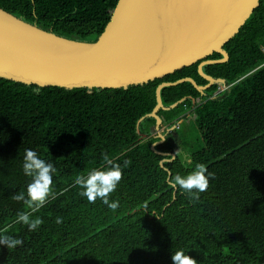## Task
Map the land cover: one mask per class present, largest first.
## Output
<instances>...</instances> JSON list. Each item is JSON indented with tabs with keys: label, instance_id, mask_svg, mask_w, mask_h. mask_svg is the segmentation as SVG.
<instances>
[{
	"label": "trees",
	"instance_id": "1",
	"mask_svg": "<svg viewBox=\"0 0 264 264\" xmlns=\"http://www.w3.org/2000/svg\"><path fill=\"white\" fill-rule=\"evenodd\" d=\"M117 1L0 0V9L58 37L92 43ZM223 50L228 61L202 72L224 80V89L214 84L200 94L189 83L161 89L164 108L183 100L158 112L161 143L155 120L144 118L156 105L155 90L184 78L206 86L199 62L127 89L39 88L0 79V232L24 241L0 247V264H173L179 250L197 264H264V0ZM190 126L194 142L186 136ZM28 148L57 168L53 195L32 214L43 221L35 232L16 222L18 212L30 210L12 199L30 182L22 172ZM103 155L121 165L131 161L110 196L119 202L116 211L100 200L89 203L74 184L77 175L102 167ZM196 163L213 178L193 202L167 180Z\"/></svg>",
	"mask_w": 264,
	"mask_h": 264
},
{
	"label": "water",
	"instance_id": "2",
	"mask_svg": "<svg viewBox=\"0 0 264 264\" xmlns=\"http://www.w3.org/2000/svg\"><path fill=\"white\" fill-rule=\"evenodd\" d=\"M260 0H118L103 32L92 43L58 37L24 23L0 9V79L39 88L127 89L140 86L199 62V87L190 78L162 83L156 105L144 118L155 120L161 141L160 91L182 83L202 94L222 79L202 72L206 65L223 64V46L258 7ZM221 59L207 61L212 54ZM143 119L137 122V127ZM154 146H152L153 150Z\"/></svg>",
	"mask_w": 264,
	"mask_h": 264
},
{
	"label": "clouds",
	"instance_id": "3",
	"mask_svg": "<svg viewBox=\"0 0 264 264\" xmlns=\"http://www.w3.org/2000/svg\"><path fill=\"white\" fill-rule=\"evenodd\" d=\"M163 140L165 138L161 137V141ZM177 155H180V153L175 152L174 155L167 156H170L171 160H175ZM183 159L190 161L191 157L184 153ZM103 161L104 165L102 167L92 169L87 175H77L74 184L82 189L78 194L86 198L89 203L100 200L108 209L116 211L119 202L110 200V196L117 189L122 180L123 170L130 165L131 161L125 159L121 165L107 155H103ZM22 172L25 177L30 179V182L26 186V191L15 193L12 199L22 202L30 211L18 212L16 222L27 226L29 232H35L43 221L39 216L32 218V214L39 212L53 195V177L57 172V168L52 162L42 159L37 151L28 148L24 150ZM211 178H213V173L208 171L204 164L196 163L190 173L183 176L176 174L169 177L167 183L171 189L181 190L195 202L199 200L200 193L208 189ZM61 219V217H57L56 222L60 223ZM6 231L7 229L0 232V247L15 249L17 246L23 245L24 241L21 238L4 234ZM171 259L173 264H197L195 259L185 255L182 250L173 253Z\"/></svg>",
	"mask_w": 264,
	"mask_h": 264
},
{
	"label": "rangeland",
	"instance_id": "4",
	"mask_svg": "<svg viewBox=\"0 0 264 264\" xmlns=\"http://www.w3.org/2000/svg\"><path fill=\"white\" fill-rule=\"evenodd\" d=\"M193 118H191L192 120ZM190 122V119L189 121L186 122L185 125H188ZM184 128V127H183ZM186 132V136H187V139H189L191 142L195 140L196 136H197V133L196 131L193 130V126H190L187 130H185Z\"/></svg>",
	"mask_w": 264,
	"mask_h": 264
},
{
	"label": "built area",
	"instance_id": "5",
	"mask_svg": "<svg viewBox=\"0 0 264 264\" xmlns=\"http://www.w3.org/2000/svg\"><path fill=\"white\" fill-rule=\"evenodd\" d=\"M162 131H164V128L162 129Z\"/></svg>",
	"mask_w": 264,
	"mask_h": 264
},
{
	"label": "flooded vegetation",
	"instance_id": "6",
	"mask_svg": "<svg viewBox=\"0 0 264 264\" xmlns=\"http://www.w3.org/2000/svg\"><path fill=\"white\" fill-rule=\"evenodd\" d=\"M163 132H161V134H162Z\"/></svg>",
	"mask_w": 264,
	"mask_h": 264
}]
</instances>
